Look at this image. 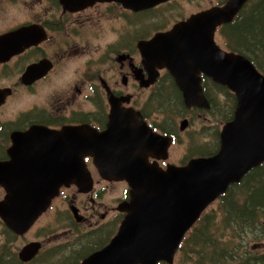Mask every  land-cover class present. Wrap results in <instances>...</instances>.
<instances>
[{
	"label": "water",
	"instance_id": "water-1",
	"mask_svg": "<svg viewBox=\"0 0 264 264\" xmlns=\"http://www.w3.org/2000/svg\"><path fill=\"white\" fill-rule=\"evenodd\" d=\"M162 1L140 0V5ZM247 1L227 0L223 6L195 13L167 32L141 42L147 48L142 49L146 57L157 56L159 66H168L187 107H208L200 71L234 93L235 112L221 129L216 154L192 158L183 166L168 164L163 169L156 162L149 163L147 154L159 151L166 157L171 138L153 133L141 116L135 120L139 129L133 128L136 115L130 109L121 113V119L120 111H113L108 128L102 132L88 126L62 130L50 157L46 144L44 153L35 147L36 160L20 157L0 164V183L6 189L0 200V218L7 227L24 235L62 186L76 184L82 191L90 189L93 179L84 157L91 154L104 178L128 183L130 197L120 205L127 214L116 235L80 264H173L186 233L203 211L264 162V74L248 57L222 49L215 40L217 27L231 22ZM117 106L112 101V108ZM187 124V119L182 120L181 129ZM113 132L117 133L115 141L111 140ZM72 134L71 142L64 140ZM85 134L90 141L81 139ZM72 211L79 219L74 207ZM262 225L264 228V221ZM41 247L40 241L29 242L18 256L28 262Z\"/></svg>",
	"mask_w": 264,
	"mask_h": 264
},
{
	"label": "flooded vegetation",
	"instance_id": "flooded-vegetation-1",
	"mask_svg": "<svg viewBox=\"0 0 264 264\" xmlns=\"http://www.w3.org/2000/svg\"><path fill=\"white\" fill-rule=\"evenodd\" d=\"M226 2L227 0L217 1L212 7L223 6ZM3 3L13 8L19 7L23 12V18L0 31V164L12 162L20 157L27 160L38 159L39 155L35 147H39L42 153L46 144L50 149L54 148V143L60 142V132L68 127L88 126L102 132L108 128L113 111H120L121 119V113L124 114L128 109L136 115L133 128L139 129V123L135 120L139 121L141 116L153 133L163 138H171L166 157L159 151H153L147 154L146 159L149 163L156 162L159 167L167 169L168 164L183 166L189 162V160L183 162L189 155V148L179 162L168 161L171 146L179 142L177 134L170 133L172 129H168V124L157 121L151 112L146 111L140 104V97L147 95V99L151 100L160 99L164 95L167 104L168 99H171L175 105L178 104L186 112L188 111L187 116L182 119L188 120L187 126L181 129V120L178 130L179 134H183L189 129L192 122L191 114L194 111L210 112L215 109L217 103H214V98L211 96L210 84L213 87L221 84L200 71L198 76L208 107H187L183 92L176 84L168 66H159L156 55V57H146L142 49L147 48L141 46V42L149 41L157 33L167 32L176 23L212 7L189 11L187 7H178L181 5L179 0H165L146 7H141L140 0H0V6ZM17 12L20 13L19 10ZM162 16L167 20L161 18ZM144 17L161 19L158 22L156 20L153 23H146L141 21ZM220 27L218 26L215 31V37ZM108 31H110V40H108ZM90 46L101 47L94 53ZM220 47L230 51L228 48ZM108 58L113 63L110 71L114 80L106 75L107 68L97 63ZM80 60H82L81 64L76 66ZM65 62L68 67L61 75L60 81L65 78L70 80L58 87H45L61 71V66ZM160 83L164 87L163 92L162 90L158 92L157 87ZM21 91L25 92L26 99H29L30 95L35 99L32 100L31 105L24 106L26 102L20 96L22 106L17 105L15 108L18 112L12 114L9 105ZM80 96L90 104L91 109L77 110ZM98 99L102 101L99 102ZM111 100L118 104L116 108H112ZM235 100L237 104L236 96ZM127 125L131 126V123ZM220 132L217 135L218 149L207 152L208 150L203 146H199L197 152L200 154L192 158L216 154L220 149ZM116 135L115 132L111 133L112 141H115ZM51 152L52 149L48 157L52 156ZM94 159L95 156L91 154L84 157L91 176L94 173L97 177L94 180L92 176L93 186L87 191H82L76 184L62 186L59 194L52 199L47 210L39 218L49 213H53L57 218L60 212V199H62L65 204L69 203L68 210L75 222L91 226L97 224L98 226H93L97 227L96 230H92L93 233L99 238L107 237V232L109 230L111 232V224L105 221L107 214L101 215V212L99 215L102 219L99 218L98 222L95 220L98 215L92 210L102 205L107 209V203L102 200L108 184L94 185L113 180H108L100 174ZM71 186H76L78 194L83 195L84 198L75 199L76 193L73 198L68 197L66 190ZM125 188L126 190L124 188L121 190L122 202L129 199L128 187ZM0 189L4 193V198L6 189L1 183ZM120 205L109 220L126 215L120 209ZM71 206L76 209L79 219L74 215ZM2 223L4 224L3 221ZM112 238L113 236L109 242ZM41 243L43 249L44 243Z\"/></svg>",
	"mask_w": 264,
	"mask_h": 264
},
{
	"label": "rangeland",
	"instance_id": "rangeland-1",
	"mask_svg": "<svg viewBox=\"0 0 264 264\" xmlns=\"http://www.w3.org/2000/svg\"><path fill=\"white\" fill-rule=\"evenodd\" d=\"M217 1L222 0H179V3L181 5H178V7H187L189 11L191 10H198L202 8H209L213 5L217 4ZM178 9V8H174ZM17 10L20 11V13L17 12ZM173 10V9H170ZM158 17V16H157ZM157 17H144L142 18V22L146 23H153L161 18H166L165 16H162L161 18ZM23 18V12L19 7H11L7 3H3L0 6V31L12 26L13 24L19 22ZM167 20V18H166ZM173 20V19H172ZM110 31H108V40L111 39V36L109 35ZM215 40L222 46L223 48H227L225 46V37L218 32L216 34ZM94 53L97 51V48L100 49L101 46H90ZM82 60L78 61L76 66L81 64ZM98 64H101L102 66L107 68L106 75L114 80V77L112 76V72L110 71L113 63L112 61L108 59H102ZM68 65L67 62L62 64L61 71L54 76V78L46 84L45 87H58L60 85H63L67 83L70 79L65 78L62 81H60V77L67 69ZM161 83L158 85L157 89L158 92L162 90L164 91L163 85ZM228 90V91H227ZM220 89L219 87H213L210 84V91L211 96L214 98V103H217L215 106V109L210 112H201V111H194L191 114V123L189 125V129L183 133L179 134V126L180 122L183 119V117L187 116V112L178 104H174L175 102L171 99H168V104L166 103V98L164 95H160L161 98L157 99H147V95H144L143 97H140V104L142 107L145 108L146 111L151 112L152 115L157 119V121L168 124V129H172L170 133H176L178 137V143L175 145H172L170 148V157L168 161L170 162H179L182 160L184 153L189 148V155L184 158V163H186L188 160H190L195 155H199L200 152H197V147L203 146L204 149L208 150L207 152L215 151V149H218L219 147V138H218V132L221 131L222 126L224 125L225 121V113L230 110L235 96L229 89ZM233 95H232V94ZM25 100L24 106L31 105L32 100L35 99L32 95H30L29 99H26V95L24 91H21L19 95L16 98H13L9 111L12 114H16L18 110L15 108L17 105L22 106V98ZM105 101V97L103 98ZM99 102L102 100L98 99ZM91 109L90 104H88L82 96L78 97V105L77 110H89ZM186 112L184 115L182 113ZM182 158V159H181ZM94 180L97 179L96 175L93 173ZM101 184H108V189L103 192V200L107 203L108 207L106 209L105 205H102L98 208H93L92 211H94L98 216L95 217V220L99 222V218L101 216L99 215L101 212V215L103 213H106L107 216L105 218L106 223L111 224V232H107V237L111 238L114 236V234L117 233L122 218L125 216L121 215L116 219H113L112 221L109 220L111 215H113L117 209V206L122 203V193L121 190L124 188L126 190V186H128L127 182L125 180H113L108 181L106 183L105 181L103 183H95L94 186H99ZM78 188L76 186H71L66 190V193L69 195L68 197L73 198L75 196V199H81L84 198L83 195L78 194ZM4 193L2 192V189H0V198H3ZM86 197V196H85ZM101 200V199H99ZM58 201V200H57ZM88 207H91L90 204H87ZM58 207V205H57ZM60 212L59 216L57 218L53 215V213L49 214H43L39 220L36 222V224L25 233L24 236L17 237L14 242L12 243L13 249H16L17 251L25 244L32 242V241H40L44 243L43 251L46 250V248H51L47 252L45 256H38L36 263H44V264H52L53 261V255L55 252V249L59 248V246H69V254L74 253L76 251V255L79 257V254L87 255L90 251L91 247H96L100 244H97L98 240L94 241V238L101 239L97 236V234L93 233L92 230H96L98 226L97 224L91 226L88 224H81L74 221V218L72 214L69 212L68 209H70V205L65 204L62 199H60ZM73 206H71L72 209ZM84 208V205L82 206ZM218 209V201H215L212 205H210L207 210L205 211L204 215H214L215 210ZM102 210V211H101ZM106 210V211H105ZM214 210V211H212ZM105 211V212H104ZM217 211V210H216ZM78 215V214H77ZM220 213L217 215V219H220ZM80 218V217H79ZM102 219V218H101ZM49 224V225H47ZM43 226V227H40ZM105 226V225H103ZM258 225L251 226V228H248L249 230L246 231V235H243L241 237L235 238L233 243V249L238 251V256L233 259H227L225 261V264H254L251 260L252 256H257V259L260 258L264 254V234L261 232V230L257 227ZM4 226L0 219V242L6 241V233H4L3 230ZM105 229V228H104ZM102 230V229H101ZM95 235V236H93ZM259 236V238H258ZM90 237V238H89ZM103 238V237H102ZM227 238V236H225ZM105 239V238H103ZM254 240V241H253ZM55 248V249H54ZM35 258V257H34ZM178 262V256H176L175 263ZM186 264H196V260H188L186 261ZM255 264H264L263 260H258Z\"/></svg>",
	"mask_w": 264,
	"mask_h": 264
},
{
	"label": "trees",
	"instance_id": "trees-1",
	"mask_svg": "<svg viewBox=\"0 0 264 264\" xmlns=\"http://www.w3.org/2000/svg\"><path fill=\"white\" fill-rule=\"evenodd\" d=\"M219 32L225 37V46L230 51L245 55L264 73V0H248L231 22L219 28ZM217 87L227 90L221 85ZM235 106L234 99L230 110L225 113L226 122L233 118ZM216 210L214 215L208 214L199 218L176 254L178 262L173 264H186L188 258L196 260V264H225L227 259H233L239 254L233 249L232 241L235 238L246 235L248 228L255 225H258L264 234V164L248 171L239 183L232 184L220 196ZM219 213L221 216L218 220ZM3 226L7 236L6 241L0 242V264H39L36 263L38 256L43 257L51 250L46 248L32 260L23 262L18 256V251L12 247L17 235L5 224ZM95 240H98L97 244L100 245L91 247L87 255L107 244L110 237L94 238ZM68 247L54 248L52 264H80L87 256L79 254L78 257L76 251L75 254H69ZM263 259L264 254L258 259L257 256L251 257L254 264Z\"/></svg>",
	"mask_w": 264,
	"mask_h": 264
},
{
	"label": "bare ground",
	"instance_id": "bare-ground-1",
	"mask_svg": "<svg viewBox=\"0 0 264 264\" xmlns=\"http://www.w3.org/2000/svg\"><path fill=\"white\" fill-rule=\"evenodd\" d=\"M82 138V140L83 139H85V140H91V138L90 137H88L87 135H82L81 136ZM64 138V140H66L67 142H71L73 139H74V136H73V134L72 135H69V136H67V137H63ZM5 224V223H4ZM5 226L7 227V225L5 224ZM8 228V227H7ZM9 229V228H8ZM10 230V229H9ZM13 232V231H12ZM14 233V232H13ZM14 234H16V233H14ZM17 235V234H16ZM17 237H18V235H17ZM219 263V262H218ZM221 264V263H220Z\"/></svg>",
	"mask_w": 264,
	"mask_h": 264
}]
</instances>
